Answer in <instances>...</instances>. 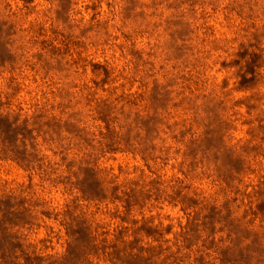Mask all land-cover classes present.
<instances>
[{
    "label": "rangeland",
    "instance_id": "1",
    "mask_svg": "<svg viewBox=\"0 0 264 264\" xmlns=\"http://www.w3.org/2000/svg\"><path fill=\"white\" fill-rule=\"evenodd\" d=\"M0 264H264V0H0Z\"/></svg>",
    "mask_w": 264,
    "mask_h": 264
}]
</instances>
